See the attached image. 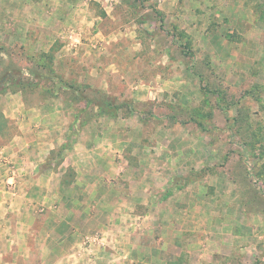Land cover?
Here are the masks:
<instances>
[{
    "label": "rangeland",
    "instance_id": "1",
    "mask_svg": "<svg viewBox=\"0 0 264 264\" xmlns=\"http://www.w3.org/2000/svg\"><path fill=\"white\" fill-rule=\"evenodd\" d=\"M0 114V264H264V0H0Z\"/></svg>",
    "mask_w": 264,
    "mask_h": 264
},
{
    "label": "crops",
    "instance_id": "2",
    "mask_svg": "<svg viewBox=\"0 0 264 264\" xmlns=\"http://www.w3.org/2000/svg\"><path fill=\"white\" fill-rule=\"evenodd\" d=\"M30 121H32L30 119ZM54 142V140H53ZM5 149V148H4ZM3 149V150H4ZM1 201V200H0ZM26 216H29V214H25ZM95 253V258H91V259H87V257H84V261L81 260V264H88L89 262L91 263H95V264H110L109 262L111 261H107V258L104 256V251L102 250L101 252H96L94 251ZM80 259H82V257H80ZM63 259H61V262L58 263V264H80L78 263V257H77V252H74V253H69L67 256H66V261H62ZM90 263V264H91ZM113 264H127L126 262H121L120 260L116 261V263H113Z\"/></svg>",
    "mask_w": 264,
    "mask_h": 264
},
{
    "label": "trees",
    "instance_id": "3",
    "mask_svg": "<svg viewBox=\"0 0 264 264\" xmlns=\"http://www.w3.org/2000/svg\"><path fill=\"white\" fill-rule=\"evenodd\" d=\"M4 117L0 114V124H1V121L3 122L4 120ZM0 129H1V125H0ZM1 131V130H0Z\"/></svg>",
    "mask_w": 264,
    "mask_h": 264
}]
</instances>
